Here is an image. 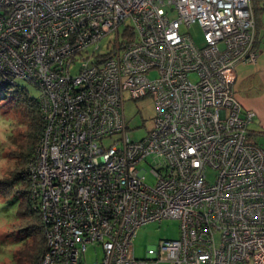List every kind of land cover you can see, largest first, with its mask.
Returning a JSON list of instances; mask_svg holds the SVG:
<instances>
[{"label": "built area", "instance_id": "2783aa9c", "mask_svg": "<svg viewBox=\"0 0 264 264\" xmlns=\"http://www.w3.org/2000/svg\"><path fill=\"white\" fill-rule=\"evenodd\" d=\"M193 24L200 47L183 31ZM113 32L108 54L70 73ZM254 40L251 0H0V75L40 91L27 178L41 264H87L88 246L102 250L91 264H264V150L248 139L254 113L234 90L236 64L256 60ZM125 93L153 101L139 141ZM165 219L179 221L178 239L135 258L136 230Z\"/></svg>", "mask_w": 264, "mask_h": 264}, {"label": "rangeland", "instance_id": "374dc122", "mask_svg": "<svg viewBox=\"0 0 264 264\" xmlns=\"http://www.w3.org/2000/svg\"><path fill=\"white\" fill-rule=\"evenodd\" d=\"M169 15L175 16L172 12ZM128 22H125L127 24ZM125 25L119 26V38H123ZM192 38L193 43L200 47L203 45L202 31L197 24H193L189 29H184ZM115 41V32L107 34L98 43L96 54L93 55L94 47L90 46L81 54L76 56L75 64L70 68V73L75 74L82 63L89 61L97 62L109 53L113 48L111 42ZM88 57H91L88 60ZM155 72L150 74L155 77ZM14 83L26 89L30 96L39 97V89L28 81L12 78ZM10 89L9 93L0 90V178L9 176L15 164L10 152L16 149L15 140L25 129L26 120L23 115V105L20 99ZM123 114L128 127V134L134 141H139L145 137L151 127L154 115L153 101L150 95L133 99L128 93L123 98ZM109 142L106 144L109 145ZM151 163V160H147ZM139 169L145 171V183L153 185L155 178L150 172V165L142 162L138 165ZM209 179L212 174L208 173ZM18 204L16 198L9 195L0 194V264H11L13 255L24 241V234L20 231L19 219L17 218ZM179 221L176 219H165L160 222L151 221L140 226L132 238V250L135 258L144 259L148 248L157 246L161 240L178 239ZM216 239L218 236L216 235ZM102 250L96 246H88L82 256L83 262L94 263L101 259Z\"/></svg>", "mask_w": 264, "mask_h": 264}, {"label": "trees", "instance_id": "16d2710c", "mask_svg": "<svg viewBox=\"0 0 264 264\" xmlns=\"http://www.w3.org/2000/svg\"><path fill=\"white\" fill-rule=\"evenodd\" d=\"M10 89L23 105L26 120L25 129L15 140L16 149L10 152L15 167L9 176L0 178V194L13 196L17 200L19 229L24 234L22 245L13 255L11 264H41V256L45 250L46 239L37 207H33L29 199V182L27 164L34 155L37 143L42 135L43 120L37 98L17 86L13 79L0 75V90L9 93Z\"/></svg>", "mask_w": 264, "mask_h": 264}, {"label": "crops", "instance_id": "0c3cea01", "mask_svg": "<svg viewBox=\"0 0 264 264\" xmlns=\"http://www.w3.org/2000/svg\"><path fill=\"white\" fill-rule=\"evenodd\" d=\"M255 22L254 62L235 66L234 90L244 111L254 116L247 126L248 139L264 150V0H251Z\"/></svg>", "mask_w": 264, "mask_h": 264}]
</instances>
